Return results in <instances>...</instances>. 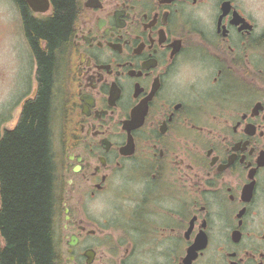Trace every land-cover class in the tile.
Segmentation results:
<instances>
[{
  "label": "flooded vegetation",
  "instance_id": "flooded-vegetation-1",
  "mask_svg": "<svg viewBox=\"0 0 264 264\" xmlns=\"http://www.w3.org/2000/svg\"><path fill=\"white\" fill-rule=\"evenodd\" d=\"M78 1L49 90L64 264L94 238L116 264H264V0Z\"/></svg>",
  "mask_w": 264,
  "mask_h": 264
},
{
  "label": "trees",
  "instance_id": "trees-1",
  "mask_svg": "<svg viewBox=\"0 0 264 264\" xmlns=\"http://www.w3.org/2000/svg\"><path fill=\"white\" fill-rule=\"evenodd\" d=\"M15 1L40 63L43 88L23 103L15 126L0 137V264H62L64 252L54 240L63 207L54 185L50 76L54 57L76 31L81 5L78 0H50V13L37 18Z\"/></svg>",
  "mask_w": 264,
  "mask_h": 264
},
{
  "label": "rangeland",
  "instance_id": "rangeland-1",
  "mask_svg": "<svg viewBox=\"0 0 264 264\" xmlns=\"http://www.w3.org/2000/svg\"><path fill=\"white\" fill-rule=\"evenodd\" d=\"M49 13L50 10L38 16L43 18ZM29 47L16 1L0 0V137L5 130L15 126L24 100L31 99L33 94L24 88V80L30 73V64H33L34 59ZM55 133L57 134L56 129L54 137L52 132V144H54V159L57 160ZM56 177L57 190L60 191L58 186L62 174L58 168H56ZM62 224V220L56 223V229L61 235ZM90 241L99 246L97 264H116L118 257L105 254L103 247L99 245V238L90 239ZM0 244H2L1 236ZM62 250L64 252L65 247H62ZM131 257L142 259L144 256ZM62 264H64V258Z\"/></svg>",
  "mask_w": 264,
  "mask_h": 264
},
{
  "label": "water",
  "instance_id": "water-1",
  "mask_svg": "<svg viewBox=\"0 0 264 264\" xmlns=\"http://www.w3.org/2000/svg\"><path fill=\"white\" fill-rule=\"evenodd\" d=\"M28 5L30 6V8L35 11V12H46L49 10L50 8V0H26ZM69 217L66 216V219H68ZM66 226V225H65ZM77 241V237L76 236H72V240L68 241L69 245H75ZM71 249H68V251H70ZM88 253H91V251H87L86 254L88 257H90L91 255H88ZM90 261V260H89Z\"/></svg>",
  "mask_w": 264,
  "mask_h": 264
},
{
  "label": "bare ground",
  "instance_id": "bare-ground-1",
  "mask_svg": "<svg viewBox=\"0 0 264 264\" xmlns=\"http://www.w3.org/2000/svg\"><path fill=\"white\" fill-rule=\"evenodd\" d=\"M49 10L51 11V1H50V8H49ZM43 13H45V12H43ZM80 15V14H79ZM36 17V16H35ZM38 18V17H37ZM56 57V56H55ZM54 57V58H55ZM50 109V108H49ZM50 114H51V109H50ZM53 147H54V144H52L51 143V148H52V157H53V165H54V176H55V181H54V185H55V187L57 188V177H56V168H57V163H56V160L54 159V153H53ZM56 163V164H55ZM59 187V186H58ZM61 203H63V200H62V202ZM62 214V213H61ZM59 220V219H58ZM57 220V221H58ZM58 234V237L56 236V233H55V236H54V240H56V245H57V247H58V249H60L61 251H63L62 250V247H64V243H63V237H62V235H61V233L59 234V233H57ZM55 245V246H56Z\"/></svg>",
  "mask_w": 264,
  "mask_h": 264
}]
</instances>
